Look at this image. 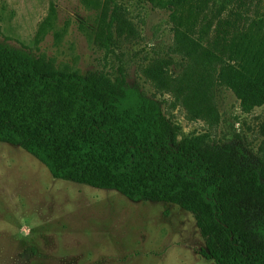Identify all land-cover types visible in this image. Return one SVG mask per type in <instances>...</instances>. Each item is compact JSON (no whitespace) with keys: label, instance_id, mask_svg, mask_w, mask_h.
Returning <instances> with one entry per match:
<instances>
[{"label":"rangeland","instance_id":"1","mask_svg":"<svg viewBox=\"0 0 264 264\" xmlns=\"http://www.w3.org/2000/svg\"><path fill=\"white\" fill-rule=\"evenodd\" d=\"M243 2L250 17L264 18V0ZM177 25L157 0H0V42L32 53L40 69L124 73L128 86L160 103L175 143L203 136L216 153L257 166L264 104L243 111L214 82L213 113L196 115L148 74L183 71L189 58L176 45ZM237 208L251 243L264 248V194L242 196ZM206 247L191 210L55 178L22 145L0 141V264H216L200 253Z\"/></svg>","mask_w":264,"mask_h":264},{"label":"trees","instance_id":"2","mask_svg":"<svg viewBox=\"0 0 264 264\" xmlns=\"http://www.w3.org/2000/svg\"><path fill=\"white\" fill-rule=\"evenodd\" d=\"M157 1L177 19L176 45L189 58L177 76L148 73L159 90L200 116L213 113L214 82L243 111L264 104V18L250 17L243 0ZM0 141L22 145L55 178L191 210L207 236L200 253L216 264H264L237 208L242 196L264 194V142L257 166L216 153L203 136L175 143L160 103L124 73L42 70L32 53L0 42Z\"/></svg>","mask_w":264,"mask_h":264}]
</instances>
